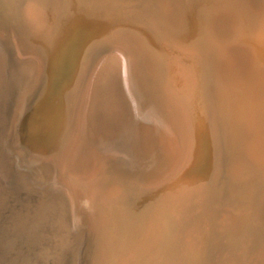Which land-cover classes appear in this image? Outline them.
Here are the masks:
<instances>
[{"label": "rangeland", "instance_id": "obj_1", "mask_svg": "<svg viewBox=\"0 0 264 264\" xmlns=\"http://www.w3.org/2000/svg\"><path fill=\"white\" fill-rule=\"evenodd\" d=\"M0 38V151L33 176L7 179L0 163V188L22 205L10 231L0 215V264H264V161L248 153L257 118L231 72L249 53L264 75V0H0ZM111 45L131 58L142 111L172 136L138 123L110 78L86 101ZM69 167L78 228L54 242L47 188Z\"/></svg>", "mask_w": 264, "mask_h": 264}, {"label": "bare ground", "instance_id": "obj_2", "mask_svg": "<svg viewBox=\"0 0 264 264\" xmlns=\"http://www.w3.org/2000/svg\"><path fill=\"white\" fill-rule=\"evenodd\" d=\"M186 2V1H185ZM230 4V3H229ZM189 5L187 4V7ZM231 6V5H229ZM233 8V6H231ZM235 9L237 7H234ZM192 10V9H191ZM190 10V11H191ZM238 11V10H237ZM224 14V13H223ZM232 14H235L234 12ZM237 14V12H236ZM225 15V14H224ZM228 15V13L226 14ZM231 16V15H230ZM233 16V15H232ZM232 16L230 18H232ZM235 19L236 18V15ZM227 17V16H226ZM225 17V18H226ZM229 17V15H228ZM226 19V22L228 19ZM218 19V18H217ZM234 18L230 19L231 23H235L234 21H232ZM229 20V21H230ZM220 21V20H219ZM225 21V20H224ZM218 22V21H217ZM238 22V20H237ZM221 24V23H220ZM226 24V23H225ZM238 24V23H237ZM230 25H227L228 27ZM218 26V23L217 25ZM224 26V25H222ZM220 27V26H219ZM226 28V27H225ZM232 28V25H231ZM217 29V28H216ZM236 30V26L234 28ZM218 30V29H217ZM229 30V28L227 29ZM219 31V30H218ZM226 31V29H225ZM230 31V30H229ZM232 31V29H231ZM226 33V32H224ZM228 33V32H227ZM229 34V33H228ZM226 35V34H225ZM231 36H233V33L229 34ZM227 35V36H229ZM229 38V37H228ZM14 40V39H13ZM237 42V41H236ZM234 40V43H236ZM239 42V41H238ZM237 42V43H238ZM2 43L1 38H0V44ZM20 43V42H19ZM233 43V46H235ZM236 43V44H237ZM4 45V44H3ZM16 45V43H15ZM7 46V45H6ZM18 46V44H17ZM112 46V45H111ZM109 47V46H108ZM124 47V46H123ZM232 47V44H231ZM17 48V47H16ZM19 48V47H18ZM129 48V47H128ZM236 48V46H235ZM241 48V47H240ZM108 49V48H106ZM250 49V48H249ZM25 51V50H24ZM103 51V49H102ZM17 52V51H16ZM1 53V51H0ZM18 54V53H17ZM133 56V55H132ZM30 59V58H29ZM98 62L95 64L94 68L92 69V71L90 72V78L88 79L89 82L88 83V87L87 89L85 88L86 92H85V99L86 101L91 100V93H92V89L94 86V84H96L97 82L100 81H104L106 82V79H111L113 80L114 83H117L120 86V90L122 92V94L124 95L125 99H126V103L131 111V114L133 116L134 119L138 120V123H141L142 126H146L149 129H151L152 132H154L155 134H159L162 137H170L172 136L171 134H174V130L173 128L170 126V124L168 123L167 119H163V118H156L155 116H153L150 112H147L146 114L144 113V111H142L141 107H140V99L138 97V95L136 94L134 88H133V81H132V70H131V58L129 57V55L127 54L126 51H124L123 49L118 48L117 46L114 47L112 46L111 48H109L108 50H106L103 55L97 59ZM96 60V61H97ZM255 58L253 55L247 53V54H241L238 55L235 59H233L232 61V67H231V72L232 75L239 80V83L242 85V88L244 90V92L247 94V97H249L248 99L250 100V102H252V106H253V111L254 112V116L257 118V129H256V137L254 139V141L251 142V146L249 147V151L248 153L252 154L253 159H256L257 157L259 159H261V161H264V75L263 73L261 74V72H259L257 66L253 65ZM23 61V59H22ZM25 61V60H24ZM255 63V62H254ZM227 64V63H226ZM260 66V65H259ZM17 67V65H16ZM93 67V64H92ZM91 67V68H92ZM263 67V66H262ZM18 68V67H17ZM16 68V70H18ZM25 68V67H24ZM261 68V67H260ZM264 69V68H263ZM14 70V71H16ZM28 71V70H27ZM19 72V71H18ZM229 72V71H228ZM21 73V71H20ZM23 73V71H22ZM18 74V73H16ZM17 76V75H15ZM89 76V75H88ZM18 77V76H17ZM31 78V76H30ZM33 78V77H32ZM19 79H22L21 77ZM18 79V80H19ZM28 80H30L28 78ZM24 81V80H23ZM230 81V80H229ZM30 82V81H28ZM18 83L16 82V85ZM29 84V83H28ZM32 84V83H31ZM14 85V83H13ZM20 85V84H18ZM26 86V85H25ZM31 86V85H30ZM236 86V85H235ZM17 87V86H16ZM15 87V89H16ZM20 87V86H18ZM25 89V88H24ZM18 90V89H16ZM22 90V89H21ZM103 92V91H102ZM240 95V94H239ZM243 95V94H242ZM246 96V95H245ZM109 97V96H108ZM243 97V96H242ZM2 99V97H1ZM246 99V97H243V100ZM106 101V100H104ZM244 102V101H243ZM90 103V101H89ZM111 103V102H110ZM245 105V103H244ZM90 106V105H89ZM88 106V107H89ZM87 107V108H88ZM102 107V106H101ZM95 109V108H94ZM84 110V109H83ZM87 111V110H86ZM90 111V110H89ZM102 114V113H101ZM96 115V114H95ZM251 115V114H250ZM253 115V114H252ZM86 117V115H85ZM251 117V116H249ZM88 118V117H87ZM123 118V117H122ZM256 118H253L256 119ZM98 121V119H97ZM252 121V120H250ZM125 122V121H124ZM254 121L251 122V124ZM136 123V122H135ZM96 124V123H94ZM250 124V122L248 123ZM247 125V124H246ZM141 126V125H140ZM252 126V125H250ZM122 127V125H121ZM248 127V126H247ZM253 127V126H252ZM6 128V127H5ZM99 128V127H98ZM250 128V127H249ZM147 130V129H146ZM243 130V129H242ZM180 131V130H179ZM249 132V130H247ZM88 132V131H87ZM119 132V131H118ZM242 132V131H241ZM244 132H246L244 130ZM126 133V132H125ZM148 133V132H147ZM250 133V132H249ZM114 134V133H113ZM179 134V133H178ZM242 134V133H241ZM245 134V133H244ZM111 136V135H110ZM117 136V135H116ZM176 136V135H175ZM147 137V136H145ZM147 139V138H146ZM165 139V138H164ZM177 139V137H176ZM175 140V139H174ZM181 140V139H180ZM122 141V140H121ZM134 141V140H133ZM1 142V141H0ZM10 142V141H9ZM143 142V141H142ZM168 142V141H166ZM173 142V140L171 141ZM174 143V142H173ZM169 144V143H168ZM148 145V144H147ZM177 145V144H176ZM83 147V146H82ZM131 147V146H130ZM175 147V146H174ZM177 147V146H176ZM6 149V148H5ZM81 149V147H80ZM128 149V148H127ZM132 149V148H131ZM13 151V150H12ZM9 151L7 152V150L3 151V153H0V163L3 164V168L5 169V174L7 179H10L13 176H19L21 178H24L25 180H33V176H32V172L28 169V165L25 164L22 159L19 157V155L15 152ZM82 151V150H81ZM145 151V150H144ZM165 151V150H164ZM79 153V152H78ZM167 153V152H166ZM161 155V154H160ZM162 160V159H161ZM246 160V159H245ZM157 162V161H156ZM248 163V162H246ZM27 165V166H26ZM79 165V163L77 164ZM250 165V164H249ZM46 166V165H45ZM81 166V164H80ZM248 166V165H247ZM251 166V165H250ZM30 167V166H29ZM32 167V166H31ZM252 167V166H251ZM250 169H253L251 168ZM254 167V166H253ZM256 167V166H255ZM81 168V167H80ZM79 168V169H80ZM38 169V168H37ZM35 170V169H33ZM3 172V171H2ZM57 174V173H56ZM72 174V171L69 170L68 172L63 175H55L53 177V179L51 180V185L49 186L48 191H51V193L55 196V200H56V207H57V220L54 221L55 219L52 220V226L49 229L50 232L52 233V237L54 242H57V240H59V238L61 239V237L64 234V229H65V224L67 225V227L72 228L73 230L78 228V219L79 217H77V211H78V204H79V197H78V191L74 188V185L72 184V180L70 179V175ZM4 176V175H2ZM1 176V177H2ZM53 176V175H52ZM5 177V176H4ZM15 177V178H17ZM3 178V177H2ZM4 179V178H3ZM20 181V179H19ZM27 181V182H28ZM5 182V181H4ZM8 182V181H7ZM13 182V181H10ZM18 182V180H17ZM20 183V182H19ZM18 183V184H19ZM24 183V181H23ZM11 184V183H10ZM22 184V183H21ZM0 185L1 184V180H0ZM8 186V184H6ZM13 185V184H12ZM23 185V184H22ZM21 185V186H22ZM5 186V185H4ZM24 186V185H23ZM30 186V185H29ZM3 187V186H2ZM6 187V186H5ZM13 187V186H11ZM16 187L18 188V186L16 185ZM15 187V188H16ZM20 187V186H19ZM7 189L10 190V186L9 188L6 187ZM21 188V187H20ZM12 189V188H11ZM14 189V188H13ZM12 189V190H13ZM19 190V189H18ZM15 191V190H14ZM17 191V190H16ZM15 191V192H16ZM20 191H22V189H20ZM19 191V196L20 194L22 195V193H20ZM30 191V190H29ZM12 192V191H11ZM10 192V193H11ZM8 192V190L6 191L3 188H0V196H1V203H0V215L2 216L1 218H3L5 223H8V230L10 231V229L13 227H17V225L19 224L17 222V218H19L16 214V210L19 209L20 206L22 205H18L16 204L15 199L11 196ZM31 193V192H30ZM15 194V193H14ZM33 194V193H32ZM18 196V195H17ZM18 196V198H19ZM254 199V198H253ZM37 200V201H36ZM38 202V199L36 197H34L33 195L30 194H24L19 199V202H21L22 204H26L25 202H29L31 205L33 202ZM264 201V200H263ZM18 202V201H17ZM26 206V205H25ZM21 208V207H20ZM23 210V209H21ZM30 210V209H29ZM19 210H17L18 212ZM20 212V211H19ZM21 213V212H20ZM20 215V214H19ZM23 215V214H21ZM20 215V217H21ZM24 216V215H23ZM23 218V217H22ZM26 218V217H25ZM21 218H19L20 220ZM22 220V219H21ZM24 221V220H23ZM22 221V222H23ZM3 222V223H4ZM20 222V221H19ZM66 222V223H65ZM2 223V224H3ZM31 223V222H30ZM1 224V225H2ZM1 227V226H0ZM6 227V226H4ZM21 228V227H20ZM23 228V227H22ZM49 228V227H48ZM15 229V228H14ZM19 229V228H18ZM71 229V230H72ZM7 230V231H8ZM6 231V230H5ZM6 231V232H7ZM17 231V229H16ZM1 233V232H0ZM8 233V232H7ZM13 233V232H12ZM85 233V232H84ZM3 234V233H2ZM11 234V233H10ZM22 234V233H20ZM5 235V234H4ZM7 235V234H6ZM5 235V236H6ZM16 235V232H15ZM23 235V234H22ZM21 235V236H22ZM65 235V234H64ZM14 236V235H12ZM19 236V235H18ZM24 236V235H23ZM2 237V236H1ZM8 237V236H7ZM6 237V238H7ZM64 237V236H63ZM62 237V238H63ZM67 237V236H66ZM5 238V239H6ZM65 238V237H64ZM8 239V238H7ZM15 239L17 240V238L15 237ZM21 239V238H19ZM69 239V238H67ZM9 240V239H8ZM12 240V239H11ZM62 240V239H61ZM65 240V239H64ZM13 241V240H12ZM16 242V241H15ZM21 242V246L18 245L19 247H23L27 245V242L25 240H20ZM54 242L51 243V246H54ZM83 242V241H82ZM14 243V242H13ZM63 243V242H62ZM18 244V243H17ZM72 244V243H71ZM74 244V243H73ZM77 244V243H75ZM76 246V245H75ZM58 247V246H57ZM78 247V245H77ZM76 248V247H75ZM18 249V248H17ZM74 249V247H73ZM72 249V250H73ZM71 250V249H70ZM75 250V249H74ZM76 252V251H75ZM77 253V252H76ZM73 255V254H72ZM77 258V257H76ZM75 258V259H76ZM74 259V258H73ZM72 259V260H73ZM78 260V259H77ZM45 262V261H44ZM43 262V260L41 259H36L34 261V264H45Z\"/></svg>", "mask_w": 264, "mask_h": 264}, {"label": "water", "instance_id": "obj_3", "mask_svg": "<svg viewBox=\"0 0 264 264\" xmlns=\"http://www.w3.org/2000/svg\"><path fill=\"white\" fill-rule=\"evenodd\" d=\"M21 130H24L23 127H21Z\"/></svg>", "mask_w": 264, "mask_h": 264}]
</instances>
